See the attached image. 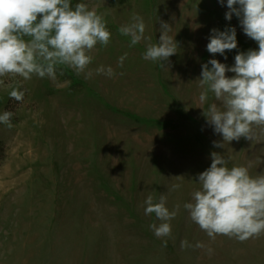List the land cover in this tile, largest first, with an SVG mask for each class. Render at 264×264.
<instances>
[{
    "label": "rangeland",
    "instance_id": "1",
    "mask_svg": "<svg viewBox=\"0 0 264 264\" xmlns=\"http://www.w3.org/2000/svg\"><path fill=\"white\" fill-rule=\"evenodd\" d=\"M82 2L104 17L112 34L109 45L91 53L90 77L64 65L54 81L0 77V113L13 114L11 127L0 124L6 147L0 264H264V233L211 240L183 208L201 187L198 175L210 167L212 152L231 157L229 168L250 166L251 175L264 174V128H254L253 141L242 137L215 147L222 136L204 116L213 97L209 93L200 108L196 82L209 60L233 66L235 56L258 49L257 42L235 15L225 19L226 0ZM137 14L150 39L129 46L120 28ZM162 23L178 43L165 67L143 59L148 44L158 43ZM226 27L236 28L238 40L227 59L206 47L211 30ZM101 65L115 76L96 75ZM13 89L25 93L22 101L10 98ZM175 184L181 188L170 191ZM161 194L170 210H180L171 236L157 238L150 225L159 221L144 214V200L152 195L158 202ZM183 240L206 247L182 249Z\"/></svg>",
    "mask_w": 264,
    "mask_h": 264
},
{
    "label": "clouds",
    "instance_id": "2",
    "mask_svg": "<svg viewBox=\"0 0 264 264\" xmlns=\"http://www.w3.org/2000/svg\"><path fill=\"white\" fill-rule=\"evenodd\" d=\"M219 3L225 5V0ZM226 7L225 19L231 21L235 15L244 34L257 42L258 49L239 52L233 66L209 60L202 65L201 78L196 81L201 89L200 108L212 94L213 102L204 110V116L214 132L222 136V142H214L215 147L221 148L242 137L253 141L254 128H264V0H226ZM145 31L144 18L138 14L120 28V33L130 38L129 46L150 39ZM159 31L158 43L148 44L143 59L165 67L178 52V43L168 23H162ZM111 35L104 17L82 0L74 6L72 0H0V77L10 74L30 80L35 75L54 81L60 65L90 77L92 72L86 70L93 61L91 53L98 44L109 45ZM206 47L210 54L227 59L226 53L238 47L236 28L212 29ZM126 57L127 54L119 58V67H123ZM229 72L235 75L229 77ZM95 74L112 78L116 73L111 66L101 65ZM24 95L19 89L9 93L17 102ZM12 115L8 111L0 113V124L11 127ZM230 159L211 153L210 167L198 175L201 187L183 208L211 240L228 236L245 241L264 233V174L251 175L250 166L229 168ZM180 188L175 184L170 191ZM179 210V205L169 209L165 194L160 195L158 202L152 195L144 200V214H155L159 221L150 225L157 238L171 236V222ZM180 246L206 247L202 241L190 244L187 240L181 241ZM207 251L211 254L213 249Z\"/></svg>",
    "mask_w": 264,
    "mask_h": 264
},
{
    "label": "trees",
    "instance_id": "3",
    "mask_svg": "<svg viewBox=\"0 0 264 264\" xmlns=\"http://www.w3.org/2000/svg\"><path fill=\"white\" fill-rule=\"evenodd\" d=\"M73 6L75 5V0H72ZM6 156V147L4 142L0 139V163L3 162Z\"/></svg>",
    "mask_w": 264,
    "mask_h": 264
}]
</instances>
